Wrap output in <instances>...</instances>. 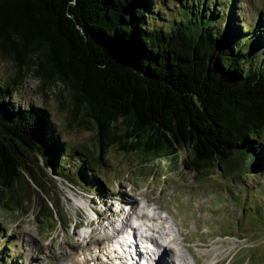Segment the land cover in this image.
Returning <instances> with one entry per match:
<instances>
[{"label": "trees", "instance_id": "trees-1", "mask_svg": "<svg viewBox=\"0 0 264 264\" xmlns=\"http://www.w3.org/2000/svg\"><path fill=\"white\" fill-rule=\"evenodd\" d=\"M236 1L160 11L154 0H0V56L16 69L0 85V201L19 212L35 196L36 217H47L56 178L88 184L97 199L109 193L84 162L69 175L72 151L44 109L11 104L9 84L30 65L42 89L66 87L72 119L93 125L99 153L117 145L143 164L262 171L264 27L238 24ZM9 248L0 264L18 260Z\"/></svg>", "mask_w": 264, "mask_h": 264}, {"label": "rangeland", "instance_id": "rangeland-1", "mask_svg": "<svg viewBox=\"0 0 264 264\" xmlns=\"http://www.w3.org/2000/svg\"><path fill=\"white\" fill-rule=\"evenodd\" d=\"M154 1L162 11L182 0ZM214 1L222 9L228 6V0ZM237 1L233 8L238 12L234 15L240 16L238 24L254 26L253 21L261 19L264 27V0ZM30 66L18 84H9L11 104L15 109H44L65 149L72 151L73 156L65 159L69 175L75 177L84 162L91 171L88 180L98 175L104 192L109 193L106 199H97L88 184L77 186L74 179L71 184L56 178L47 217H36L35 196L24 199L19 212L1 200L0 249L9 246L10 259H18L6 264H65L67 255L80 262L84 246L102 247L103 239L117 234L114 226L121 228L128 219L139 234L172 249L175 264H264V169L256 174L237 168L233 173L213 168L199 173L180 162L143 164V157L127 154L117 145L99 153L93 125L80 124L82 115L72 119L66 87L57 82L42 89L40 79L33 75L35 65ZM10 78H16L14 64L0 56V85ZM259 142L264 148V136ZM100 154L101 160L96 161ZM129 204L140 208L135 215ZM145 209L154 220L139 219L137 213ZM152 244L154 258L158 249Z\"/></svg>", "mask_w": 264, "mask_h": 264}, {"label": "bare ground", "instance_id": "bare-ground-1", "mask_svg": "<svg viewBox=\"0 0 264 264\" xmlns=\"http://www.w3.org/2000/svg\"><path fill=\"white\" fill-rule=\"evenodd\" d=\"M129 208H130V210L133 211L132 213H134V215L136 214V211L140 209V208H137V206H135L136 209H134L133 207H131L130 204H129ZM167 214L169 215V213H167ZM143 219H146L147 221L148 220H154L153 218H150V217H148V218L147 217H143ZM129 221H130V219H128L126 222L128 223ZM146 237H148V239H150V240H153L154 239V238L151 239L152 237L150 238L149 236H146ZM155 244H156V248L158 249V251H157L156 256L153 258V261L151 263L152 264H175L174 261L176 259L173 258L174 256L172 257V249L167 248L165 246H162L161 244L160 245L157 244V243H155ZM98 246L92 247L91 250L89 248H87V247H84L83 249H81L80 250V254L78 255V257H82V261H80V262H78L76 260H73L72 261L71 258H70L71 257L70 255L64 256L63 258H66L67 261L65 260L66 262H64V261L63 262L65 264H91V263L92 264H98L97 261H100L102 259V255L101 254L106 249L105 245L102 246V247H98ZM166 246L169 247V244L166 245ZM63 258L61 260H64ZM178 261H180V260H178Z\"/></svg>", "mask_w": 264, "mask_h": 264}]
</instances>
